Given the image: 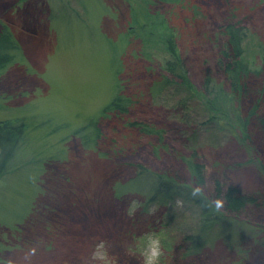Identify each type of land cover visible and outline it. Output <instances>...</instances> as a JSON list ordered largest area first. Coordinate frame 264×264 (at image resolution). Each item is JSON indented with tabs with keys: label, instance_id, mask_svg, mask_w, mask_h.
<instances>
[{
	"label": "rangeland",
	"instance_id": "1",
	"mask_svg": "<svg viewBox=\"0 0 264 264\" xmlns=\"http://www.w3.org/2000/svg\"><path fill=\"white\" fill-rule=\"evenodd\" d=\"M231 21L245 27L244 59L259 66L264 0H0V122L24 127L0 176V264H82L94 237L118 264H140L126 248L149 231L164 235V264H264V209L202 233L194 202L153 199L136 175L175 172L191 184L182 157L195 153L206 195L216 199L219 179L264 199L241 135L205 123L206 103L166 81L169 39L200 87L202 62L215 66ZM120 95L133 102L106 114ZM132 200L141 207L129 217Z\"/></svg>",
	"mask_w": 264,
	"mask_h": 264
},
{
	"label": "trees",
	"instance_id": "2",
	"mask_svg": "<svg viewBox=\"0 0 264 264\" xmlns=\"http://www.w3.org/2000/svg\"><path fill=\"white\" fill-rule=\"evenodd\" d=\"M221 32L223 33L222 46L214 55L215 66L211 68L204 61L202 62L203 75L200 77V87H194L192 84L184 59L179 56L174 41L169 39L168 46L173 59L165 63V72L168 75L166 81L184 88L189 93L186 96L206 103L209 115L205 123L213 122L224 127L227 122L225 129L241 135L251 152L250 160L257 161L264 175V57L260 65L255 67L250 66L244 59L243 45L246 31L242 24L228 22ZM3 36L10 41L8 34L4 33ZM0 48H2L1 41ZM4 61L0 57V66ZM126 101L133 102L131 97L120 95L107 106L105 113L114 110L119 115L121 105ZM125 112L129 113L128 109H125ZM119 117L123 119L122 116ZM129 125L138 126L141 132H145L148 126L137 121ZM149 130L147 132L150 134ZM23 136L22 124L0 122V176L5 173ZM160 139L162 141L165 139L162 134ZM182 160L191 174V184L183 182L181 176L175 172L147 171L141 165L142 169L136 171V175L150 185L153 199L158 196L169 199L180 195L194 202L200 210L202 233L208 232L222 220L240 223L239 216L249 207L255 206L257 210L264 209V199L260 195L246 194L234 185L225 186L219 179L214 181L216 199L209 197L203 192L206 184V164L199 160V155L195 153L190 157L183 156ZM144 173L147 175L144 176ZM217 199L223 201V207L218 211L209 206ZM240 264H246V260Z\"/></svg>",
	"mask_w": 264,
	"mask_h": 264
},
{
	"label": "clouds",
	"instance_id": "3",
	"mask_svg": "<svg viewBox=\"0 0 264 264\" xmlns=\"http://www.w3.org/2000/svg\"><path fill=\"white\" fill-rule=\"evenodd\" d=\"M209 206L218 211L223 207V201L217 199ZM140 207L139 201L132 200L126 208V214L133 217ZM147 214H154L153 210H149ZM93 239L94 243L91 245L90 254L81 257L82 264H118L119 257L110 251V242L101 237ZM165 250L163 233L149 231L135 239L132 244L127 245L126 254L136 257L140 264H164ZM38 251V247L32 246L27 255L35 256Z\"/></svg>",
	"mask_w": 264,
	"mask_h": 264
}]
</instances>
